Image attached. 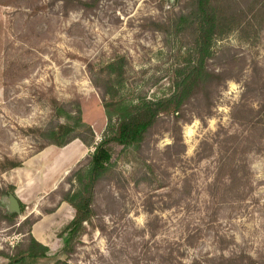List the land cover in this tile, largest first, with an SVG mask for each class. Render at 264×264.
Here are the masks:
<instances>
[{
    "label": "rangeland",
    "instance_id": "374dc122",
    "mask_svg": "<svg viewBox=\"0 0 264 264\" xmlns=\"http://www.w3.org/2000/svg\"><path fill=\"white\" fill-rule=\"evenodd\" d=\"M241 1L247 16L216 41L209 62L211 69L228 63L233 78L211 106L204 99L187 104L179 125L163 115L140 152L114 144L113 173L96 187L93 225L64 257L68 264H211L220 256L264 264V0L262 9L258 0ZM186 2L0 0V251L13 252L31 231L52 252L60 249L58 235L75 215L58 203L60 191L95 148L75 139L87 152L56 185L46 163L59 147L33 158L41 152L40 130L59 119L57 102L78 101L101 141L108 119L93 79L119 58L126 61L124 95L170 93L190 43L170 23ZM6 158L28 164L4 171ZM19 176L22 186L11 184ZM7 186L24 206L14 225L4 216L11 211L1 192ZM27 217L37 221L31 230L20 225Z\"/></svg>",
    "mask_w": 264,
    "mask_h": 264
},
{
    "label": "trees",
    "instance_id": "16d2710c",
    "mask_svg": "<svg viewBox=\"0 0 264 264\" xmlns=\"http://www.w3.org/2000/svg\"><path fill=\"white\" fill-rule=\"evenodd\" d=\"M186 3V9L172 17L170 23L177 34L187 35L190 39L189 45L174 69L173 90L170 93L157 98H148L146 95L135 99L129 98L122 93L126 84L125 58L108 63L100 70L98 77L93 79L101 93L108 119L103 137L98 143L92 127L83 120L78 101L57 102L53 106L59 119L56 117L57 122H51L40 130L43 143L39 151L50 145L62 148L75 139H80L87 146L95 148L70 172L67 178L69 188H62L60 191L58 203L70 204L75 211L74 218L58 235L62 241L59 250L52 252L47 245L38 241L31 231L29 237L22 245H17L13 252L0 251V257L5 260L0 264H68L64 257H70L76 252L78 243L87 231V225H93L96 215V187L101 181L110 178L113 173L114 144L122 146L126 152H140L147 136L163 115H171L179 125L187 104L193 99L201 101L204 99L211 106L213 95L224 83L233 78L228 73V63L221 65L219 69H211L209 62L216 57L214 48L216 41L238 29L247 16L242 1L187 0ZM260 4L262 2L258 0L255 6L259 7ZM261 9H257V12ZM253 10H255L253 7L249 9L251 12ZM222 51L224 53L230 49L225 47ZM61 118L64 121L61 122ZM181 143L179 139V144L168 148L178 147ZM145 164L149 172L153 173L154 168L150 164ZM22 166V162L6 158L2 169L7 171ZM226 166V163L222 164L221 170L224 171ZM230 172L228 176L234 183L238 178L237 165L234 164ZM13 189L14 186H7L6 190L1 189V192L5 196H10ZM57 209L58 206L47 213H53ZM23 210L24 206L21 204V211ZM4 216L14 225L19 212L7 211ZM36 222L27 217L20 225H28L31 230ZM163 259L165 260L164 257ZM202 262L195 260L191 264ZM211 264L252 263L239 261L232 256H220Z\"/></svg>",
    "mask_w": 264,
    "mask_h": 264
},
{
    "label": "crops",
    "instance_id": "0c3cea01",
    "mask_svg": "<svg viewBox=\"0 0 264 264\" xmlns=\"http://www.w3.org/2000/svg\"><path fill=\"white\" fill-rule=\"evenodd\" d=\"M50 148L53 147H49L41 152H38L33 158H42L43 156L45 158L46 154L53 152L51 159L46 163V174L48 180L50 178L52 182H55V184H60L80 158L85 156L87 147L80 140H74L65 147L55 149V151L50 152L52 150ZM27 164L28 161L23 162L24 166H27ZM23 168L17 169V172H22V170H24ZM22 183L23 179L19 176L15 178L13 177L11 184L20 187L22 186ZM50 188L53 189L52 186ZM54 188H56V186H54Z\"/></svg>",
    "mask_w": 264,
    "mask_h": 264
},
{
    "label": "water",
    "instance_id": "95a60500",
    "mask_svg": "<svg viewBox=\"0 0 264 264\" xmlns=\"http://www.w3.org/2000/svg\"><path fill=\"white\" fill-rule=\"evenodd\" d=\"M9 202H10V210L13 212H20L21 211V206L19 199L15 194H11L9 197Z\"/></svg>",
    "mask_w": 264,
    "mask_h": 264
}]
</instances>
